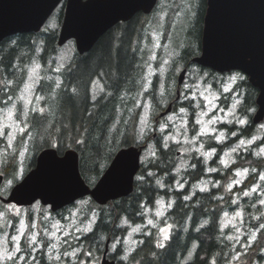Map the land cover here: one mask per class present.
<instances>
[{
	"label": "trees",
	"instance_id": "1",
	"mask_svg": "<svg viewBox=\"0 0 264 264\" xmlns=\"http://www.w3.org/2000/svg\"><path fill=\"white\" fill-rule=\"evenodd\" d=\"M194 1L198 0L191 1V8L185 15L187 18H192L195 14ZM201 4L204 9L203 33L207 0H202ZM182 6V0H174L168 6L169 16L164 24V44L174 26L177 15L175 12ZM64 11L65 1L58 8V25L55 29L44 26L38 32L16 33L1 42L0 106L21 89L29 67L34 62L38 60L45 67H50V59L55 61V55L62 49L58 44V35ZM150 23V16L142 12L136 13L129 21L118 23L109 29L88 52L82 54L75 49L65 71L61 73L63 81L60 87L54 89L56 80L47 81L42 77L37 91L44 98L45 111L41 113L37 110L32 116L34 156L28 169L35 165V157L39 151L54 146L57 142L55 146L60 150L70 146L79 151L82 175L86 182L93 185L120 148L136 145L144 146V151H147L152 147L155 154L146 161V165L142 162L131 194L105 205L88 197L84 206L86 213L94 210L98 212L94 229L87 234L92 244L93 253L90 257H100L108 237L115 240L120 237L121 231L126 234L127 228L121 229L119 226L122 219L132 223L142 222L144 208L154 207L157 200L163 196L168 200L173 199L172 207L161 219V225L167 224L170 227V237L162 243L157 236L159 233L153 229L151 233L146 234V240L137 246L132 257L146 258V264H227L240 250L229 239L228 232L221 228L223 211H232L235 208L232 204L233 197L222 195L220 188L211 192L200 191L190 198L183 197L186 191H177L174 187L178 176L174 169L176 150L173 146L165 147L162 134L156 130L161 121L159 114L167 107L166 99L168 104H176L172 94L178 85L176 71L182 68L187 69L189 73L194 65L198 66L193 59L201 53L202 35L199 50L194 54L187 52L188 38L181 36V39L179 35L177 53L172 59L164 90L157 73L150 89L146 91V98L150 99L152 105L150 123L153 127L150 125V128L140 135L142 106L138 104L137 99L145 79V59L150 52L144 48L145 41L148 45L151 43ZM162 52L160 48V56ZM97 84L103 88L102 92ZM72 88L76 89L75 94L71 92ZM52 92L53 100L47 99L46 96ZM93 95H96L95 101L92 100ZM75 100L80 103L77 110ZM54 105H57L60 115L66 110L71 111V122L61 131L57 128L59 117L53 114ZM50 117L52 118L46 124ZM25 135L26 132L19 135L17 147L21 145ZM81 140L83 143H78ZM16 158V154L8 159L5 157L2 172L5 170L6 177L16 171ZM196 163L202 168L205 166L200 160ZM217 196L226 200L225 207L220 205L222 198L217 200ZM260 250H264L263 235L258 237L249 249L241 248L239 264H263L264 255Z\"/></svg>",
	"mask_w": 264,
	"mask_h": 264
},
{
	"label": "rangeland",
	"instance_id": "2",
	"mask_svg": "<svg viewBox=\"0 0 264 264\" xmlns=\"http://www.w3.org/2000/svg\"><path fill=\"white\" fill-rule=\"evenodd\" d=\"M172 1L174 0H159V4L155 8V11L148 15L151 19V23L149 26L151 43L148 45L145 41L144 48H147L148 52H150L145 59V79L143 81V88L139 93L137 99L138 104H141L142 106L140 135H143L148 128L153 127V125H151L150 123V117L152 116V105L150 99L146 98L145 91L150 89L153 78L157 73H159L160 75L161 88L166 86L168 72L172 67V59L177 53V43L179 42V35L181 39V36H183V38H185V36L188 38L187 47L189 49L187 52H189L190 54H194L195 52H197L200 46L204 12L201 4L202 0L193 2V11L195 14L192 15L191 12L192 18L185 17L186 13H188L191 8L192 0H186V2L185 0H182L183 6L179 8L177 12H175L177 13V15L173 22L174 26L170 32L169 38L167 39V42H165V44L163 43V37L165 34L164 24L165 20L168 19V6ZM58 8L54 11L52 16L45 24V26H47L49 29H55L58 25ZM181 25L182 27H179ZM175 26L176 28L174 29ZM157 37H159V39H157ZM155 45H159V47H156ZM160 48H162L163 51L161 56L159 54ZM75 49L76 45L74 40H70L66 44H64L62 46V49H60V51L55 55V61L53 58L50 59V67H45L38 60L34 62L29 67L26 80L21 89L16 92V94L10 96L9 99L6 100L5 104H2V106H0V173H3L2 166L5 157L8 159L12 155H17V169L14 173L8 175L6 180H4L3 190L11 187L17 179L21 178L24 175L29 159L32 160L33 158L32 151L34 142L32 140L31 129L32 116L35 114V111H33V109H43L45 111V104L43 102L44 98L37 91L39 81L44 76L47 81H52L53 79L56 80L54 89H56L58 81L61 85V82L63 81L61 73L62 71H65ZM152 55L156 56L155 60L149 59V57ZM164 61H168V63L165 64ZM37 65H39L38 68L36 67ZM149 65L152 69L151 75H149ZM33 69H35V71H33ZM57 69H59V71H57ZM161 69H163L162 72ZM181 70L182 68H178V70L176 71L177 77ZM210 71L211 70L209 69L201 68L200 66L196 65H194L190 69L189 73L187 74L186 80L182 85L183 91L181 100L183 103H181V106L178 109L175 108L170 114L164 117L159 122V125L156 129L162 134V141L165 147L168 148L170 146H173L174 150L180 151V154L176 155L177 166L175 171L178 175V179L175 182V188L184 187L180 180V174L185 168L188 167V164L192 158V153L204 154L207 161L211 159L212 152L207 151L208 148L207 144H205V138L211 135L212 137L220 139L219 137L221 132H223L225 134V137L227 138V130H223L219 126L220 123L226 122L231 125H233V123H237V125L241 126V124L238 123L239 120L243 119L248 121L247 117L243 118V115L239 111L243 103V97L246 93L245 88H243L242 86V82L247 79L246 76H244L240 72L235 71L226 74L215 75ZM237 74L242 76L243 79H237L235 82L229 80L230 76H235ZM145 86H147L146 90ZM234 88L237 89L235 90ZM176 90L177 86L172 91L174 97L176 96ZM228 93L230 94V96L228 95ZM46 97L49 100H53V92ZM227 100H229L228 106L226 105ZM26 101L30 102L26 103ZM75 103V109L77 110L79 109L80 105L79 100H75ZM184 103L185 105H183ZM166 106H168L167 99ZM53 107L55 108L53 111L54 116L59 117L57 120V128L61 131L62 129H65L66 126H68L69 122H71V120L69 119V117H72L71 111L66 110V112H62V115H60L57 110V105H54ZM146 108L147 116H145ZM181 109H184V111L182 112ZM9 111L12 112L11 119L8 118ZM192 112L195 113L194 120L191 119ZM51 118L52 117L48 118L46 124L49 123ZM262 126H264V122L260 124L257 134L253 137H242L240 140H243L245 142L243 145H240L239 141L237 144H234L231 148H229L227 152L228 155H224L222 160L228 161V165L230 163H233L235 158L241 151H249L251 147H254V143H257L261 140L262 143L256 149L255 154L264 158V127ZM19 129H23V131H20ZM24 132H26V135L21 142V145L17 147L16 143L19 139V135L23 134ZM57 144L58 143L55 142V145ZM234 148L236 149L235 152L232 151V149ZM154 154L155 150L152 147H149L147 151H144L142 162L146 165V161L149 158L153 157ZM210 170L212 169L210 168ZM243 170L244 169H236L234 171V174L232 173L229 176L228 183H222V186L220 187L221 191L223 190L222 195L233 197L232 204L235 206L234 210L232 211L229 209L223 211L221 228L223 231L228 232V237H233V239L231 240L234 242V246H238L240 249L238 253H235L236 256L232 258L233 260H231L227 264H239L238 260L240 257L241 248L249 249L253 245L255 240L258 238L259 233V219L257 218H259L260 216H264V205L260 203L261 200H264V180H261L259 178L257 182H255L250 188L241 189L243 182L249 175L248 171L247 173H244ZM237 171H240L242 174L237 176ZM261 175H264V169ZM161 180V186H163L164 178H162ZM236 181H239V183H235ZM219 185V183L213 182L209 178L199 182L196 187L208 190L212 187L219 188ZM253 188H255L256 190L252 191ZM245 192H248V195H244ZM225 201L226 200H222L220 202V205L222 207H225ZM87 202L88 199H85L71 210L68 222L73 218L75 220L78 219L77 213H83L85 216V221L84 223L82 222L81 227L83 229L91 228L92 230L94 224L97 222L98 212L94 210L91 213L87 214L85 209H83V212H81V206H85ZM172 204L173 199L168 200L167 198L161 196L157 200L154 207L148 206L144 208V213L146 214V220L144 223L133 224L125 218L122 219L119 226L122 228H124V226L128 227L127 238L124 240L125 246L123 245L124 250L126 248L124 257H127L125 259L127 262L131 251L142 240L141 235L149 234L153 229H155V231L159 233V235H157L158 238H160L161 242L164 243V233L161 232V229H165L168 233V236L170 237V227H168L167 224L161 225V219L167 213L169 208L172 207ZM31 210L38 215L37 221L35 218L36 222L34 223V225L36 227V231L41 232V217L43 216L45 219L49 220L51 219V215L48 213V210L41 204L34 205L29 211ZM16 212H20L24 216L29 215L24 209L18 210L16 208H6L4 210V213L0 211V221L3 222L4 218L7 215H9V217L11 218ZM150 220L152 221L151 224L149 223ZM68 222L63 225L61 224V222L55 220L54 218L52 222H50V225L48 227L49 229H51L50 231L52 232V234H50L49 231H46V235L54 236V241L58 248L60 247L61 243L57 239H61L63 234H66L68 230H72ZM11 226L12 222L8 218L6 223V230L5 232H3L4 234H0V258L2 259L5 254V249H7L9 253H11L17 246L16 241L10 240ZM21 233L23 234L21 235ZM37 234L38 233L33 232L30 223L29 227L26 228L25 223L23 222V226L21 225L19 230L16 232V236L20 237L18 241L19 246L21 247L24 235L31 237L35 235L36 237ZM10 241H12L14 244L11 245L9 243ZM119 241L120 239L118 238L115 242H113V246H117V243H119ZM42 247L43 243L40 242L37 248L42 249ZM56 251L57 250H54V258L57 257ZM260 253L264 255V250ZM16 255L23 256V253H16ZM20 261L22 260H15L16 263Z\"/></svg>",
	"mask_w": 264,
	"mask_h": 264
},
{
	"label": "water",
	"instance_id": "3",
	"mask_svg": "<svg viewBox=\"0 0 264 264\" xmlns=\"http://www.w3.org/2000/svg\"><path fill=\"white\" fill-rule=\"evenodd\" d=\"M63 0H0V44L16 33L38 32ZM158 0H66L58 44L74 39L80 53L119 22L136 13L149 14ZM194 61L218 71L239 69L260 89L254 120L264 119V0H207L202 52ZM186 69L178 77L181 84ZM173 105L160 113L171 112ZM143 146L120 148L96 184L91 187L79 167V154L54 147L40 152L36 164L11 190L5 202L31 205L37 200L57 210L91 195L100 204L129 195L141 168ZM3 175H0V185ZM104 254L103 264H114Z\"/></svg>",
	"mask_w": 264,
	"mask_h": 264
},
{
	"label": "flooded vegetation",
	"instance_id": "4",
	"mask_svg": "<svg viewBox=\"0 0 264 264\" xmlns=\"http://www.w3.org/2000/svg\"><path fill=\"white\" fill-rule=\"evenodd\" d=\"M234 72V71H230ZM230 72H223V73H218L215 72V74H226ZM235 72H240L244 76H246L247 79H245L242 82L243 88H245L246 93L245 96L243 97L242 100V106L241 109H239L240 113L243 115V118L247 117L248 121L244 126H239L237 123H233V125L223 122L220 123V127L223 130H227V138L225 139H218L216 137H212L209 135L207 138H205V144H207V148L209 152H212V149H215V153H212V157L209 161L206 160V157L204 154H198V153H192V158L191 161L188 164V167L185 168L181 174H180V180L181 183L184 185L182 188L176 187L177 191H186L185 194H183V197L190 198L200 191H209L215 189L212 187L211 189L204 190L196 187L199 182L203 181L204 179H211L213 182L219 183V188L222 186V183H228L229 181V176L237 169H247L249 172V175L247 179L243 182L241 189H248L250 188L257 180L260 178L263 167H264V158L261 156H257L255 154L256 149L259 147V145L262 143V140L254 143V147L248 151H241L237 157L235 158L233 163H230L229 165L225 166L224 164L221 163V160L223 159V156L225 153L228 152V149L231 148L234 144H237L242 137L246 138H251L254 135L257 134L258 132V127L260 124L264 122L263 120L260 121H255V115L257 111L260 108V105L258 104V96L260 94V89L256 86H254L250 81H249V76L244 74L241 71L235 70ZM188 73V71H187ZM187 75V74H186ZM187 77V76H186ZM235 90L237 88H234ZM182 91L183 88L181 87L179 94H177V102H176V108L178 109L181 106L182 102ZM146 92V91H145ZM146 95V93H145ZM230 96V94L228 93ZM229 100H227V106L229 105ZM185 105V103L183 104ZM194 112L191 113V119L194 120ZM196 124V122H195ZM235 132L237 133L236 136H233L232 133ZM254 152V154H253ZM180 154V151H176V155ZM200 160V163L205 165L203 168L196 163V161ZM177 162H175V168L176 169ZM214 169V171L210 170ZM7 178H4L6 180ZM178 179V176H177ZM175 180V182L177 181ZM16 184V183H15ZM13 184L11 187H9L6 190H3V182L2 185L0 186V211L4 213V210L6 208L9 209H24L28 216L22 215L20 212H16L11 218L9 215H7L4 218V221H0V234H4L6 230V223L7 219L9 218L12 222L11 226V231H10V240H12V237L16 236V232L19 230L20 226L22 225L21 222L25 223L26 228L29 227V223L32 227L33 232L38 233L36 235V242L29 247V240L31 236L24 235L23 241L21 243V249L23 253L24 259L20 262H15V264H103V256H104V250L106 248V243L108 240H110L109 243V251L107 254V258L110 262H114V264H146V258H133L132 254L135 252L136 248L138 245L142 243V241L146 240V234L141 235L142 240L139 242L138 245L134 247V249L131 251V254L129 256L128 262L124 258L125 250H124V240L127 238L128 234V227L124 226V228L120 227L121 229L127 228L126 234L124 233L125 231H121L119 243L118 245L113 247V242H115L117 239L112 240L111 237H108L106 239L105 247L104 250L101 252L99 251L100 257H89L86 255V253L91 252L92 255V244L88 240L87 234H89L91 231H83L84 229L81 227L82 222L84 223L85 221V216L83 213H77V218L78 219H72L71 221L68 222V218L70 216L71 210L79 205L81 201H84L85 199H80L78 201H75L73 204H70L68 206H63L57 210H53L50 205H45L41 201H36L32 205L24 206V205H18L16 203H6L4 201L5 198L8 197L10 191L14 187ZM223 192V190L221 191ZM183 193V192H182ZM218 199H223L221 196L216 197ZM36 204H41L43 207H45L48 210V213L51 215V219H45L43 216L42 218V231L38 232L36 231V227L34 223L37 221V213L34 211H29L32 209V207ZM13 206H15L13 208ZM81 212H83L84 205L81 206ZM82 214V215H81ZM52 217L53 219L61 222V224L69 223L70 228L72 230H68L66 234L62 235V238H58L57 240L61 243L60 247L58 248L57 246L55 248H52V245L55 244V239L54 236H48L46 235V231H49L50 234L52 232L49 229L50 222H52ZM36 218V221H35ZM146 220V214L144 213V219L142 222L138 223H144ZM138 223H133V224H138ZM264 224V216L259 217V233L258 237L264 236V229L260 228V225ZM45 227V228H44ZM118 230V228H117ZM20 232V231H19ZM118 233V231H117ZM119 234V233H118ZM124 234V235H123ZM42 242L43 247L42 249L37 248L38 244ZM11 245L14 244L12 241L9 242ZM112 245V246H111ZM125 246V245H124ZM51 249V250H50ZM54 250L56 251L57 257L59 256L60 258H54ZM73 251H75L76 255L72 256L70 255ZM261 251V250H260ZM262 252V251H261ZM97 254V252H96ZM94 255V254H93ZM18 256V255H16ZM33 257L35 259H33ZM0 263L2 264H13V261H6L2 258H0ZM264 264V262H263Z\"/></svg>",
	"mask_w": 264,
	"mask_h": 264
},
{
	"label": "snow or ice",
	"instance_id": "5",
	"mask_svg": "<svg viewBox=\"0 0 264 264\" xmlns=\"http://www.w3.org/2000/svg\"><path fill=\"white\" fill-rule=\"evenodd\" d=\"M157 39H159V37H157ZM155 46H156V47H159V45H155ZM149 59H150V60H155V59H156V56H155V55H152V56L149 57ZM164 63L167 64L168 61H164ZM36 67L38 68L39 65H37ZM33 71H35V69H33ZM57 71H59V69H57ZM162 71H163V69H161V72H162ZM151 74H152V69H151V66L149 65V75H151ZM237 79H241V80H242L243 77L240 76L239 74H237V75H235V76H230V77H229V80L232 81V82H235ZM93 83H95V82H93ZM57 87H60V82H59V81L57 82ZM97 87L99 88V91H101V92L103 91V88L100 87L98 84H97ZM146 88H147V86H145V90H146ZM71 92H72L73 94H75V93H76V89H75V88H72V89H71ZM21 98H23V97H21ZM92 100H93V101L96 100V95H93V96H92ZM27 102H30V101H26V103H27ZM33 111H37V109H33ZM39 111H40L41 113H43L44 110H43V109H39ZM181 111L183 112L184 109H181ZM25 115H26V114H25ZM145 116H147V108H146V110H145ZM11 117H12V112L9 111V113H8V118L11 119ZM170 119H171V118H170ZM198 123H199V121H198ZM238 123L241 124V125H245V124L247 123V121L241 119V120L238 121ZM262 127H264V126H262ZM19 130H20V131H23V129H19ZM232 135H233V136H236L237 133L233 132ZM219 138H220V139H225V138H226V137H225V134H224L223 132H221ZM78 143H83V141H82V140H81V141H78ZM244 143H245V142H244L243 140H240V142H239L240 145H243ZM238 147H239V145H238ZM211 151H212V153H215L216 150H215V149H212ZM232 151L235 152L236 149L234 148V149H232ZM225 155H228V153H225ZM221 163H222V164H225V166L228 165V161H225V160H221ZM212 171H214V169H212ZM247 171H248L247 169H244V170H243L244 173H247ZM241 174H242V173H241L240 171H237V172H236V175H237V176H239V175H241ZM138 179H139V178H138ZM260 179H261V180H264V175H261V176H260ZM235 183H239V181H236ZM229 190H230V189H229ZM255 190H256L255 188L252 189V191H255ZM244 195H248V192H245ZM85 203H86V202H85ZM260 203H261L262 205H264V200H261ZM14 207H15V206H13V208H14ZM158 214H159V213H158ZM238 215H239V213H238ZM257 219H259V218H257ZM21 223H22V226H23V222H21ZM149 223L151 224L152 221L150 220ZM260 228L264 229V224H261V225H260ZM84 231H86V232H87V231H91V228H85ZM161 232L164 233V239L167 240V239L169 238L167 231H166L165 229H161ZM22 234H23V233H21V235H22ZM254 238H255V237H254ZM19 239H20L19 236H14V237H12V240L17 242V246L15 247V249L13 250V252H11V253H9V252L7 251V249H5V254H4V256H3V259H5L6 261H13V264H15V260H17V259H21V260L24 259L23 256H16V253H20V252L22 251V249H21V247L19 246V243H18ZM229 239H233V237H229ZM35 242H36V237H35V235H33V236L30 238V240H29V247H31V245L34 244ZM161 246H162V245H161ZM51 247H52V248H55L56 245H52ZM113 247L115 248V245H114ZM70 255L75 256V255H76L75 251H73ZM86 255L90 257V256H91V252L86 253ZM56 258L59 259L60 257L58 256V257H56ZM124 258L126 259L127 257H124ZM33 259H35V258L33 257Z\"/></svg>",
	"mask_w": 264,
	"mask_h": 264
}]
</instances>
